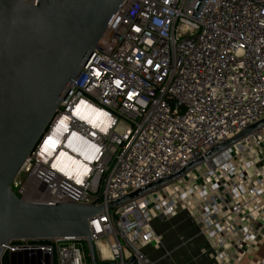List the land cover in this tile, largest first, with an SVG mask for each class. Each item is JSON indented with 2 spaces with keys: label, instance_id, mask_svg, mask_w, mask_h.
<instances>
[{
  "label": "built area",
  "instance_id": "2783aa9c",
  "mask_svg": "<svg viewBox=\"0 0 264 264\" xmlns=\"http://www.w3.org/2000/svg\"><path fill=\"white\" fill-rule=\"evenodd\" d=\"M198 2L123 0L26 160L39 177L11 183L31 202L102 204L88 218L99 262L151 264L143 248L159 247L152 221L186 211L210 259L264 264V124L204 157L264 118V0H207L194 15ZM46 142L59 147L52 161L38 156ZM200 157L171 182L106 208ZM84 245L15 239L0 262L87 264Z\"/></svg>",
  "mask_w": 264,
  "mask_h": 264
},
{
  "label": "water",
  "instance_id": "95a60500",
  "mask_svg": "<svg viewBox=\"0 0 264 264\" xmlns=\"http://www.w3.org/2000/svg\"><path fill=\"white\" fill-rule=\"evenodd\" d=\"M123 0H0V261L15 239L80 238L91 264L99 262L88 218L102 204L38 203L19 197L11 183L34 152L67 87L81 72ZM207 0H199L196 15ZM68 85V86H67ZM264 124L253 123L205 154L209 158ZM109 202L108 210L171 182L201 163ZM1 264V262H0ZM124 264H140L131 257Z\"/></svg>",
  "mask_w": 264,
  "mask_h": 264
},
{
  "label": "crops",
  "instance_id": "0c3cea01",
  "mask_svg": "<svg viewBox=\"0 0 264 264\" xmlns=\"http://www.w3.org/2000/svg\"><path fill=\"white\" fill-rule=\"evenodd\" d=\"M159 247L143 248L151 264H218L202 250L207 244L186 211L152 221ZM246 264V261H242Z\"/></svg>",
  "mask_w": 264,
  "mask_h": 264
},
{
  "label": "bare ground",
  "instance_id": "6f19581e",
  "mask_svg": "<svg viewBox=\"0 0 264 264\" xmlns=\"http://www.w3.org/2000/svg\"><path fill=\"white\" fill-rule=\"evenodd\" d=\"M54 132H56V133H58V134H60V119L58 120V123H57V125H56V127H55V129H54ZM57 134V135H58ZM55 134H51V136L48 138V141L49 140H52L53 139V136H54ZM56 139V138H55ZM59 145V144H58ZM59 151V147H57V148H54L53 146L52 147H48V143L46 142L43 146H42V148L39 150V154H38V156H42V155H44L45 156V158H51L50 159V161H52L53 159H54V157L56 156V153ZM44 158V157H43ZM58 159H60V155H59V157H58ZM28 162H29V160H28ZM26 164H28L27 162L25 163V165ZM54 167H56V169L57 170H59V172H60V166H54ZM36 173H38L37 172V170H36V172H33V176H36V177H39V174H37L36 175ZM30 180L28 179V181H26L25 182V184H24V186L25 187H29L30 186V182H29ZM26 190H28V188H26ZM97 245L100 247V249H102V252H103V254H104V256H107L108 255V253H107V248H106V246H105V243H103V242H97Z\"/></svg>",
  "mask_w": 264,
  "mask_h": 264
},
{
  "label": "rangeland",
  "instance_id": "374dc122",
  "mask_svg": "<svg viewBox=\"0 0 264 264\" xmlns=\"http://www.w3.org/2000/svg\"><path fill=\"white\" fill-rule=\"evenodd\" d=\"M33 166H34V163H33V161H31V163L29 165H24V167L16 175L18 181H21V184H25V182L28 181V179H30L32 177L31 173L33 171L31 168H33ZM166 188L168 189V187H166Z\"/></svg>",
  "mask_w": 264,
  "mask_h": 264
},
{
  "label": "trees",
  "instance_id": "16d2710c",
  "mask_svg": "<svg viewBox=\"0 0 264 264\" xmlns=\"http://www.w3.org/2000/svg\"><path fill=\"white\" fill-rule=\"evenodd\" d=\"M83 247H84V250L86 251V246L84 245ZM87 261H88V260H87ZM3 264H6V262L3 261ZM87 264H90V262L88 261Z\"/></svg>",
  "mask_w": 264,
  "mask_h": 264
}]
</instances>
